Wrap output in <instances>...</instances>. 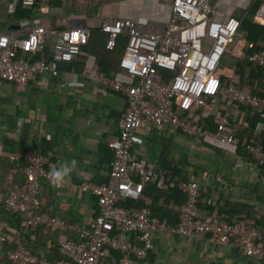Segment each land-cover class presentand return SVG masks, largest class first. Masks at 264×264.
<instances>
[{
    "label": "built area",
    "instance_id": "obj_1",
    "mask_svg": "<svg viewBox=\"0 0 264 264\" xmlns=\"http://www.w3.org/2000/svg\"><path fill=\"white\" fill-rule=\"evenodd\" d=\"M254 0H168L170 16L161 30L140 26L132 19L108 18L101 24L107 34L106 48L117 46L126 36L128 44L120 59L121 73L115 78L106 76L93 62L88 61L84 76L111 86L127 96L128 107L119 121L120 135L108 140L114 152L109 179L106 184L83 183L80 190L96 196L99 214L88 226L67 224L57 217L41 213L40 180L45 179L55 188L49 176L50 158L36 155L25 167L26 187L14 185L5 199L7 210L24 216L33 228L72 230L81 241H66L60 245L61 259L49 261L23 245L9 250L10 264H106L110 251L134 254L144 260L154 250V236L168 232L180 236L230 246L257 262H264V227L245 228L226 221L202 218L199 214L201 191L195 178L175 180L187 195L181 208L178 226L171 227L152 219L150 207H125L122 200L140 201L144 186L155 183L162 189L166 183L152 167L139 158L135 146L145 143V135L156 128L172 127L189 137L212 135L224 145L237 146L234 129L224 116L215 118V130H207L196 118L198 109H213L219 96L231 98L247 106L264 119V98L254 92L229 84L222 66L241 29V15ZM35 0H23L33 6ZM253 22L264 26V3L253 16ZM28 22H24L23 26ZM91 29L86 25L66 29L39 25L25 34H0V81L25 88L42 75L57 77L59 65L73 62L84 55ZM52 38L51 57L38 56L45 41ZM251 60L264 66V51L255 52ZM245 128L250 125L246 121ZM250 153L260 154L261 148L246 144ZM13 162L20 160L11 156ZM7 243V235L0 233V246Z\"/></svg>",
    "mask_w": 264,
    "mask_h": 264
},
{
    "label": "crops",
    "instance_id": "obj_2",
    "mask_svg": "<svg viewBox=\"0 0 264 264\" xmlns=\"http://www.w3.org/2000/svg\"><path fill=\"white\" fill-rule=\"evenodd\" d=\"M31 9L23 5V0H1L0 34H25L39 25L66 29L83 24L91 30L100 29L108 18H129L145 28L161 30L170 16L168 0H56L55 4L41 0L30 18L24 16V12ZM24 22H28L27 25L23 26ZM239 42L240 47L235 49L239 54L234 53L235 57L243 56L246 43L243 39ZM53 44L52 38L47 39L38 57L50 58ZM122 56L115 58V64ZM88 61L98 66L97 57L84 47V55L59 65L57 77L42 75L25 88L0 81V205L11 187L24 188L22 169L30 158L44 155L50 158L49 171L72 160L77 164L60 188L51 186L45 179L40 180L42 211L75 226H88L99 214L97 197L83 193L80 186L108 182L114 152L107 142L120 135L119 121L128 101L125 93L87 79L84 70ZM115 64H110L113 69L107 70L106 76L115 78L122 72ZM226 71L225 77L234 79L235 68ZM256 87L259 88L258 84ZM240 88L246 93L252 92L246 85ZM219 115L229 120L238 140L237 146L224 145L212 135L189 137L175 128L165 127L145 135V143L135 149L139 158L166 180L195 178L201 191L199 214L202 218L215 219L219 215L234 221L260 218V229L264 224V164L260 154L246 150V144L260 147L264 155V121H259L256 112L247 106L224 95L219 96L213 109H198L195 118L213 132L215 118ZM212 120L214 124H210ZM246 121L250 126L259 122L252 130L244 127ZM13 155L20 157L18 163L11 160ZM176 171L180 172L179 176L171 178ZM165 201L156 202L145 195L144 200H122L119 204L126 207L136 202L153 211L165 205ZM168 204L171 206L173 201ZM13 222L0 206V233L16 236L17 240L19 236ZM51 230L54 232L44 227L38 228V234L24 231V237L31 236L36 245H22L43 255L57 238L59 241L76 238L72 230ZM48 232L54 234L52 239ZM39 235L45 237L40 239ZM154 244V250L144 260L134 254L110 251L105 262L264 264L240 254L234 247L213 244L208 237L196 240L159 232L154 236ZM2 248L0 246V258Z\"/></svg>",
    "mask_w": 264,
    "mask_h": 264
},
{
    "label": "trees",
    "instance_id": "obj_3",
    "mask_svg": "<svg viewBox=\"0 0 264 264\" xmlns=\"http://www.w3.org/2000/svg\"><path fill=\"white\" fill-rule=\"evenodd\" d=\"M37 4L34 6H31V10H28L27 12H24V16L31 17L34 8L38 7V4L41 0H36ZM51 4H55L56 0H49ZM52 1V2H51ZM264 3V0H254L250 8L247 12H245V15H241L240 18H242L241 23V29L238 32L235 39H243L245 40V47L243 48V56L242 57H235L231 55L230 53L227 54L224 63H230L231 67L235 68L234 72V79L230 80L226 77H223V85L228 86L229 84H234L237 87H242L243 85H246L252 90V92L258 94L260 97L264 98V66L259 65L251 60V56L255 52H263L264 51V26L256 24L253 22V16L258 11V9L261 7V5ZM1 5V0H0ZM21 9V8H20ZM106 42H107V34L101 31V29H93L91 30V37L89 39V43L85 47L86 50L91 51L92 54H94L97 57L98 66L101 72L105 73L107 70H112L111 63L114 62L115 64V58H117L118 55H123L125 48L128 44V38L126 37H120L117 42V46L114 50L110 51L106 48ZM119 62H117L115 65L119 67ZM258 84V89L256 85ZM258 115V114H256ZM259 121H264V119H261L258 115ZM259 121H255L253 126L251 125V129L254 130V126ZM210 124H214L213 120L210 122ZM249 127V128H250ZM215 129V128H214ZM18 163V162H17ZM28 166V165H27ZM25 168L22 169L24 171ZM180 172L176 171L171 175V178L179 176ZM164 177V176H163ZM165 178V177H164ZM170 178V177H169ZM24 179V187H26V177L23 176ZM166 180V178H165ZM175 180H166V183L162 189H159L156 184L151 185L152 183L146 184L144 186V191L142 194L141 200L145 199V195L149 196L153 201H160L161 199H165V205L162 207L155 208L152 212V219L158 223L165 224L167 226L176 227L180 223L181 220V208L184 206V204L187 201V195L182 190H180L178 187H172L171 184ZM151 185V186H149ZM11 187L10 189H12ZM9 189V190H10ZM9 192V191H8ZM7 196V195H6ZM4 201L0 206L3 207L4 212L6 213L7 217H9V220L12 222V219L14 220L13 224H16L17 227V234L19 236V239H15L12 236H9L7 234V243L3 245V250H1V253L3 251V254H6V256H1L0 258V264H10L7 262V253L9 250L16 249L19 245L27 244L30 247H35L36 240L33 241L31 236L30 238L24 237V231L31 230L34 232V234H38L39 231L38 228H33L27 225L26 220L23 215L21 214H14L11 211L7 210L5 206V199L3 197ZM173 201V204L170 206L168 203L170 201ZM122 205V204H121ZM137 207L142 208L138 206V203H129L126 207ZM199 208V205H198ZM41 213L45 217H49L46 213L42 211ZM211 217V216H210ZM263 219V218H262ZM261 219V221H262ZM226 221L230 224H237L240 226H243L245 228L254 227L259 228L258 225H260V218H258L256 221H252L250 219H239L237 221L222 218L221 215H219L217 218H215V221ZM264 227V224H263ZM262 227V228H263ZM52 232H54L51 229H48ZM74 233V232H73ZM76 238L74 240H71L70 238H65L64 240H60L57 238L56 243H53L51 247L48 248L49 251H46L43 253L45 255V258L49 261H56L62 258L60 254V245L63 242L66 241H74L79 242L81 241V237L74 233ZM47 235L51 236V239L54 237V234H51L48 232ZM24 239L22 240V238ZM40 239L42 237L44 238V235L38 236ZM28 240V242H26ZM262 244L264 245V240L262 241ZM40 245V244H39ZM5 246L8 247V249H4ZM39 254V253H38ZM42 255V254H39Z\"/></svg>",
    "mask_w": 264,
    "mask_h": 264
},
{
    "label": "clouds",
    "instance_id": "obj_4",
    "mask_svg": "<svg viewBox=\"0 0 264 264\" xmlns=\"http://www.w3.org/2000/svg\"><path fill=\"white\" fill-rule=\"evenodd\" d=\"M76 164L77 162L75 160H72L71 162H65L61 164L57 168H53L49 173L53 185H62L66 181V179L70 178V174L73 172Z\"/></svg>",
    "mask_w": 264,
    "mask_h": 264
},
{
    "label": "rangeland",
    "instance_id": "obj_5",
    "mask_svg": "<svg viewBox=\"0 0 264 264\" xmlns=\"http://www.w3.org/2000/svg\"><path fill=\"white\" fill-rule=\"evenodd\" d=\"M250 8V7H249ZM248 8V9H249ZM248 9L245 11V12H247L248 11ZM245 12L243 13V15H245ZM241 42V41H240ZM240 42H239V39H235V41H234V43H233V45H232V47H231V55H233L234 53L235 54H239V51H236L235 49L237 48V47H240ZM229 68H231V66H230V63H227V64H225L224 63V65L222 66V69L224 70V72L227 70V69H229ZM227 72V71H226Z\"/></svg>",
    "mask_w": 264,
    "mask_h": 264
}]
</instances>
